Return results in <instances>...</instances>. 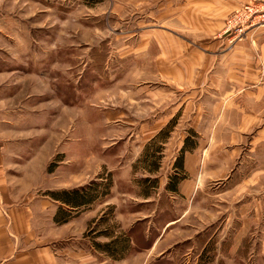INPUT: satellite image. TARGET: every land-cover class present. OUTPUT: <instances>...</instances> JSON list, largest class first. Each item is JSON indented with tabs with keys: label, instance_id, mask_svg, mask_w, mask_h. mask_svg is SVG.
I'll return each mask as SVG.
<instances>
[{
	"label": "rangeland",
	"instance_id": "374dc122",
	"mask_svg": "<svg viewBox=\"0 0 264 264\" xmlns=\"http://www.w3.org/2000/svg\"><path fill=\"white\" fill-rule=\"evenodd\" d=\"M14 2L3 0V8L31 25L35 53L54 57L56 91L66 84L61 95L72 103L65 110L57 95L49 107V126L53 121L55 126L48 136L54 134L55 149L36 193L45 196L42 186L62 181L68 167L73 174L81 170L79 187L108 175L112 180L109 197L72 221L90 250L110 264H264L263 234L256 231L264 224L256 223L253 202L264 196V175L256 178L259 159L248 148L252 135L239 158L216 151L220 167L212 163L209 171L212 138L223 118L218 94L223 81L209 85L197 77V71L208 70L202 64L207 44L216 42L219 51L239 42L249 0H21L12 9ZM52 65L45 61L36 69L46 75ZM188 72H195L194 78L188 80ZM25 87L40 93L47 88L37 81ZM242 90L232 96L237 103ZM234 121L229 119V126ZM169 125L168 138L154 139ZM187 137L196 144L186 152L194 153V174L184 172L179 182L184 193L171 194L165 188ZM61 161L66 169L59 167ZM227 161L233 166L228 175ZM105 229L114 237L129 232L133 243L126 257L115 261L93 249L94 237L109 241L96 237ZM145 233L151 241L162 234L155 250L142 249Z\"/></svg>",
	"mask_w": 264,
	"mask_h": 264
},
{
	"label": "crops",
	"instance_id": "0c3cea01",
	"mask_svg": "<svg viewBox=\"0 0 264 264\" xmlns=\"http://www.w3.org/2000/svg\"><path fill=\"white\" fill-rule=\"evenodd\" d=\"M19 1L21 0H15L12 9ZM24 5L26 4L23 3L22 6ZM220 8L223 9L222 6ZM32 30L29 23L11 11L8 12V9L5 10L3 0H0V264H110L103 256L93 253L81 240L82 233L73 229L74 219L63 225L55 224L53 218L60 204L36 193L44 182L46 166L54 153L51 152L55 149L54 134L48 136L49 130L52 131L55 126V121L49 126V107L56 105L57 95L63 97L61 93L65 94L66 84L56 91L54 57L50 59L48 55L45 60L37 56L34 48L38 43ZM247 37L231 50L224 48L218 51V45L214 41L206 47L203 46L202 64H205L204 67L208 70L197 71V77L208 81L209 85L223 81L222 92L218 94L222 96V102L224 101V112H221V123L218 125V120L216 124L219 134L216 132L212 138L215 140V152L213 158L209 157L207 160L209 171H214L211 169L212 163H217L218 168L220 167V162L214 158L216 151L221 150L223 155L230 154L231 159L239 158L246 147L247 137L252 135L248 148L251 154H256L259 159L255 169L258 179L260 174L264 175V76L261 83L256 84L261 69L264 71V27L250 30ZM45 61L47 67L53 64L46 75L36 69L37 65ZM233 63L237 64L236 70L232 66ZM228 64L231 66L228 67ZM194 74L195 72H188V80L194 78ZM18 75H23L21 81L18 80ZM14 78L17 81L13 85L10 82ZM41 78L46 80V85ZM226 80L233 81L229 83ZM36 81L47 88L44 87L45 90L40 93L38 89L32 91V87H25L28 84L33 85ZM246 83H250L249 87H246ZM244 87L248 89L243 91ZM239 89L243 92L239 94L241 101L237 103V98L232 99V96L238 95ZM60 100L64 102L65 110L67 106L70 109L72 103L69 97L68 100L64 97ZM66 114L70 121L71 110H67ZM229 119L235 120L230 126ZM225 128L227 129L224 130ZM221 132H228L229 135L223 137ZM222 141L233 145L224 144L221 148L217 144ZM63 153L66 157V147L63 148ZM193 155L194 153H186L183 158V170L189 175L194 174ZM60 164V168L68 167L62 161ZM226 166L228 175L233 166L228 161ZM68 168L62 181L53 180L50 184L44 183L42 187H46L47 191L79 187L84 181L81 170L73 174L71 168ZM244 182L241 181V184ZM113 183L116 184L115 180ZM182 187L181 182L178 186L181 195L184 193ZM253 202H257L256 223L264 224L261 210V206L264 208V196L256 198ZM84 214L85 212H80L78 219L81 220ZM178 219L177 217L167 221L164 229ZM260 230L263 241L264 225L261 229H256L257 232ZM161 239L162 234H159L151 241L145 233L144 241L148 243L142 249L151 247L155 250Z\"/></svg>",
	"mask_w": 264,
	"mask_h": 264
},
{
	"label": "trees",
	"instance_id": "16d2710c",
	"mask_svg": "<svg viewBox=\"0 0 264 264\" xmlns=\"http://www.w3.org/2000/svg\"><path fill=\"white\" fill-rule=\"evenodd\" d=\"M172 126H167L166 129L160 131L154 139H166ZM164 132H166L165 135ZM154 139L152 141H154ZM196 147V144L192 142L188 137L185 139L184 145L180 150L179 156L174 163V173L171 175L169 182L166 185L165 190L171 194H177V186L179 182L184 178L183 170V158L186 152L192 151ZM155 165V164H154ZM158 170L156 164L153 172ZM102 179L99 183L90 182L82 187L73 189H61L45 192V196L50 198L53 202H57L60 206L54 215V223L57 225H63L75 218L80 212L86 211L97 203H101L107 197H109L112 189V180L110 175L105 179ZM157 184V183H156ZM108 229L101 231L96 237H105L109 241L105 243H99L95 241V237L92 239V247L98 253L103 254L111 260H121L126 257L131 250V240L129 232L122 233L119 236L113 235Z\"/></svg>",
	"mask_w": 264,
	"mask_h": 264
},
{
	"label": "built area",
	"instance_id": "2783aa9c",
	"mask_svg": "<svg viewBox=\"0 0 264 264\" xmlns=\"http://www.w3.org/2000/svg\"><path fill=\"white\" fill-rule=\"evenodd\" d=\"M242 28L239 30V41L246 40L247 34L254 28L264 27V0H249V4L242 10ZM264 71L261 69L260 77L256 84L263 80Z\"/></svg>",
	"mask_w": 264,
	"mask_h": 264
}]
</instances>
